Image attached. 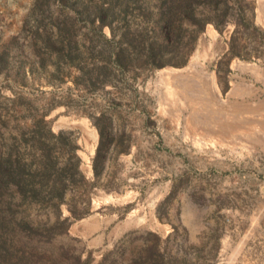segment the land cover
<instances>
[{"label": "rangeland", "instance_id": "obj_1", "mask_svg": "<svg viewBox=\"0 0 264 264\" xmlns=\"http://www.w3.org/2000/svg\"><path fill=\"white\" fill-rule=\"evenodd\" d=\"M0 158L33 264H264V0H0Z\"/></svg>", "mask_w": 264, "mask_h": 264}, {"label": "trees", "instance_id": "obj_2", "mask_svg": "<svg viewBox=\"0 0 264 264\" xmlns=\"http://www.w3.org/2000/svg\"><path fill=\"white\" fill-rule=\"evenodd\" d=\"M91 124L95 129L97 141L90 158V167L92 175H96L99 171V166L97 164H100L101 157L104 155L105 150L108 149L109 139H106V136L109 135L110 121L108 116L99 112L92 117ZM59 133L60 132L57 131L55 135ZM124 142L120 144V147L115 149V153L125 150ZM3 161V158H0V264H33L28 252L15 255L12 248V238L14 237L15 231L26 227V224L23 221L21 211H14L8 208V205L3 202V196L7 191L9 179L20 177V174H11L5 167ZM95 166L98 167L96 168ZM14 188L24 193L27 187L25 183H21V185L19 184ZM54 190L55 198L54 203H52V208L55 210L57 201L60 198V191Z\"/></svg>", "mask_w": 264, "mask_h": 264}]
</instances>
